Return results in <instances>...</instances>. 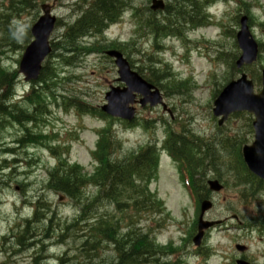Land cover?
Listing matches in <instances>:
<instances>
[{
  "label": "rangeland",
  "instance_id": "obj_1",
  "mask_svg": "<svg viewBox=\"0 0 264 264\" xmlns=\"http://www.w3.org/2000/svg\"><path fill=\"white\" fill-rule=\"evenodd\" d=\"M42 1L43 0H33L34 6L38 7ZM150 1L151 0H125L126 3L123 5V8L120 9V12L122 13L124 11V6L129 7L130 10L123 16V21L110 28L106 33V37L102 38V35H100V37L92 39L90 43L89 40H87L86 43H89V45L94 44V46L100 48L101 46L109 45V43L113 40L120 42L132 40L131 45L127 47L122 46L121 48H124L125 51H130L134 60L138 63L141 62V66L145 69L149 67L158 73V70L163 71L167 68L166 75L170 74L173 75V77L177 75L176 78H180L181 80L191 78L195 86L193 84H188L185 88L178 89L180 95H176L167 101L171 105H174L172 109L174 122L177 120L178 126L182 125L190 127L195 133H201L210 137V140L213 143L216 140L215 138H223V140H225L224 137H229L228 145L225 143L216 145L218 152L221 154V160H223L226 157H229V146L234 154L235 149L238 148L236 146L240 145L241 147L244 144H250L253 140L250 128H248V116L238 118L237 120L232 118L228 119L225 125L221 127L224 128V131L227 133L216 130V121H213L211 116L214 94L218 88H221L220 86L225 84V80L228 79L229 73H225V67L221 63H218L216 67L212 65L204 57V53H208L211 57H216L215 51L219 47L220 50H224V53L231 55L233 51V40L222 37L220 35V28L211 26L189 32L187 34V38H190L191 40H198L196 46L192 43L184 44L177 39H168L161 42L163 43V46H165V50L158 51L159 55H156L151 50L152 44H150V40L144 45H141L142 42L140 40L144 39L141 37L143 36V33L145 35L142 25L138 24L137 21L136 28L133 30L134 26L130 23V15L132 14V16H134L137 20L147 17V8L150 7ZM243 1L252 3L251 0ZM66 3H68V5L66 6V10H64L61 5ZM171 3H173V6L177 8L174 0H171ZM18 4L20 3L16 0H0V18L8 19L7 15L10 11L21 14L25 13L22 16V20L18 24V28L21 31H24L26 28L25 24L32 21L35 17L27 19L29 10ZM44 4H52L50 6H52V9L54 10L53 14L61 20L62 24H65V21L66 23L70 22V24H72L74 19H76V14L74 13L75 7H73L69 12L68 6L72 5L71 0H44ZM257 4L260 7H263V9L257 10L254 13L256 18H253L252 25H258L254 29L257 41L260 40L261 42H264V27H260V25H264V0H257ZM230 5L232 6H229L228 10H226L227 6L225 5H217L214 8V12L217 17L225 11H228L227 15H224L225 23H227L230 19V11H232L234 7L233 1H231ZM219 18L220 17H218V19ZM65 29L66 28L63 26L55 29L51 36L52 42L63 46V37L66 31ZM200 39H204L208 42L203 43ZM84 43L82 45H84ZM128 43H126V45ZM124 50L122 51L124 52ZM22 52L23 50H20L19 48L8 47L5 39H3L0 35V56L2 57V63L4 64H2V66L5 67L6 70L10 72L14 70L17 71L18 65L16 64V61H19ZM58 56L67 60L72 59V62H75L76 68L65 69L57 88L54 89L55 94L75 97L92 106L102 104V96L107 90V87L115 82L116 74L114 66L109 64V61L106 59L103 61L101 59V54L98 56L82 58L81 62L76 60L74 55H65L62 49L59 51ZM262 56L263 61L261 65L264 68V54H262ZM158 60L161 61V67H157V65H155V63L159 62ZM47 61L48 62L46 64L52 63V59H48ZM58 62H61L60 58L57 59V64H59ZM96 64H99V67L102 69L100 72L94 70V66ZM62 66V64H59V68ZM228 67H230L229 62ZM254 68L256 69L253 71L255 76L257 74L259 75V66L256 65ZM152 70L149 72H153ZM174 72L176 74H174ZM211 73L213 75L215 74V79H212L210 75ZM143 75H148V72H143ZM71 77L78 79L72 81L70 79ZM216 84L217 86L219 85V87H216ZM15 86L16 94L18 96L24 93L28 87L25 86L22 78L18 79ZM257 89H259V87H257ZM57 102L60 103L61 101L58 99ZM50 108L51 115L49 120L53 128H50L49 126L44 128V130L46 132L50 130L57 131L60 135V139H64L66 142L72 141L75 135H77L79 140L71 142L69 160L71 163H76L82 166L85 171L92 170V164L89 161L90 156L88 154V151H90L95 145L96 137L92 130L101 125V123H98L97 120L92 119L90 116H84L82 119H78L74 114H72V111L64 114L54 106H51ZM156 115L162 116L164 119H168L160 111V109L154 111L151 117H155ZM141 116L145 117L149 115L141 113ZM115 128L116 131L119 132V138L123 141L124 150L135 147L142 140L138 131L131 133L130 135H124L120 125H116ZM212 134H217V137H214L216 135ZM14 139L15 136L12 129L7 126L0 127V145H2V147H0V152L4 151L2 148L5 147V144H11ZM27 152L28 153L24 154L19 153L18 156L10 159H16L20 162L16 165L18 173L11 178L12 182L9 183V186L5 187V189H3L0 193V244L5 251L8 247L11 250L16 251L15 242L13 239H10V228L15 223V215L17 213L16 209L23 200V194L19 190H15L17 185L14 182H21V180L25 178L24 176L17 175L24 173L30 177L29 180L25 182L26 184H29L30 187L24 182H21V190L27 192L28 195H31V197L34 198L37 195V191L39 189L41 191V185L45 183L47 177L46 171H50L54 165V160L45 150L32 148ZM31 158L35 161L34 163H36L32 168H30V164L26 165L28 160ZM219 166L222 173L228 169V165L224 164V160ZM162 167L164 169L160 173L157 189L160 197L165 201V206L167 211L170 213L171 219L167 222V228L165 231L159 235L160 241L165 242L173 240L176 245L179 246L180 239H184L183 236L185 232L187 230L189 232L190 229H192L190 224L195 218V209L192 208L193 206L190 198L185 196L181 185H179L175 170L166 167L163 162ZM233 170L234 171L232 173H229V171L224 173V177L226 174L229 175V189L224 191L222 195L210 194L211 201L213 202V209L207 212L205 216L206 220L222 221V223H220L221 226L228 223L235 226L236 222L232 220L233 216H239L242 219L243 217H248L256 212L259 215L264 216V192L258 193L257 189H254V184L245 181V175L241 174L242 170L238 168V173L235 169L234 163ZM241 180L248 184L245 196L243 194L244 189H241L243 186L236 184ZM89 192L93 193V191ZM238 194L242 196H240V199H243L242 201H239ZM44 196L51 204V210L53 212H57L59 218L63 220L52 230L45 229L44 235L46 238L49 236L52 237L53 233H55L58 229H65L66 236L70 237L82 228V226L74 220L77 210L75 206L69 202V200H62L60 202L57 195L50 192H45ZM27 213L28 210L23 211V214ZM114 215L119 216V214L116 213L115 208L111 205L109 206L107 203H104L102 207L96 211L95 217L112 218ZM121 228L122 226H119V229ZM40 229L41 231H44V227L42 225L40 226ZM116 230L118 231L117 228ZM32 232L38 236L37 230H33ZM32 232H30V234ZM237 235L238 237L232 236L231 231L224 230V228L220 227L210 230L208 233V239L206 240V245L211 246L217 253L209 260L208 264H220L222 254H228L230 258L235 253L234 244L238 241L236 238H239L241 242H244L247 246H249L248 253L253 254L257 252L260 254V252L264 250V240H259L256 233H251L250 235H246L244 237L242 234L239 235L237 232ZM1 236L4 237L1 238ZM32 242H34V239L28 240L26 244H30ZM74 244L70 240L66 241L65 244H58L50 251V255H61V264H71L70 256L75 254L74 249L76 251L79 249L77 239L74 241ZM27 248L23 247L20 249ZM94 251L89 252L88 255L84 252L80 255L91 258ZM105 255L106 253L104 256ZM29 257L30 252L24 253L16 258H8L7 254L0 253V264H28L30 261ZM184 257L186 259V264H204L201 259L193 257L192 254L185 255ZM15 259H17L16 261L18 263L14 262ZM113 260H115L114 254L103 258L101 261H104L105 264H109ZM262 260L263 259L258 258V261ZM113 263L116 264L115 261ZM29 264L45 263L43 260L38 259L37 261H31Z\"/></svg>",
  "mask_w": 264,
  "mask_h": 264
},
{
  "label": "trees",
  "instance_id": "obj_2",
  "mask_svg": "<svg viewBox=\"0 0 264 264\" xmlns=\"http://www.w3.org/2000/svg\"><path fill=\"white\" fill-rule=\"evenodd\" d=\"M31 0H19L21 5H24L25 7H31L32 4L30 2ZM95 1V8L93 7L92 3H89V7L91 10H94L97 12L95 14L94 11H90V9L85 12L82 15V22L83 24L80 25V27L84 24L87 25L89 30L82 31L79 30V34H75V37H70L67 39L68 46L73 47L76 45V40L83 35L87 33V31H96L99 30V25L101 24L102 20L108 19L113 20L115 17V14H112V11L115 8V2L120 3L121 0H94ZM170 2V0H168ZM169 6H167L168 8ZM168 13L170 15H174V9L173 6L168 10ZM0 30L2 35L5 37V39L9 40L10 42L14 43H22L27 44L30 40L29 35H21L17 31H15L11 26V23L6 18H0ZM175 20H173L170 16L165 17L163 20H155L151 19L146 22V25L151 27L156 33H163V35H167L168 32L172 30L170 26L173 24ZM201 22V20H192L190 22L191 26H195L197 23ZM138 24H140L138 22ZM88 51V50H87ZM56 68L54 66H45L41 74L39 76V79L36 83L32 84L30 87L29 95L27 98V103L30 105V107L26 110L17 109L15 106H7L4 105L8 104V97L11 93V86L14 83V79L16 78V73H9L5 68H3L0 65V117L7 120V118L12 120L14 123L25 126L27 123L34 122L38 120L46 111V101L47 99H50L51 96H53L54 89L56 87L55 79L57 77ZM156 78L160 79V74L156 73L154 74ZM155 83V80L152 81ZM160 84V83H158ZM30 112V114H28ZM5 123V122H4ZM111 139V136L107 133V140L109 141ZM40 140L39 137L35 138H29L28 143H35L36 141ZM112 143L111 141H109ZM4 153H7V150L3 151ZM152 161V160H151ZM14 163H16L14 161ZM139 158L135 159L134 166H127L123 167L121 166V163L118 164V166H110L106 165L105 168H101L98 170L97 177L102 178V182L98 183L102 190L108 189L110 191H114L118 198H121L124 194L129 195V197L136 201L135 195L131 196L132 193H136V185L135 181L136 179H142L147 176V172H136L138 165H139ZM3 164V165H1ZM14 164L8 163L7 158H2L0 162V170L4 171L5 169H11V167ZM62 165V166H61ZM3 167V168H2ZM65 167V168H64ZM63 169V170H62ZM63 172V173H59ZM82 174L80 173V170H78L75 167H66L64 164L59 163V165L56 167V171L54 174L51 175V178L53 179V182L51 185H53L54 189H57L61 193L65 194L66 196H69L73 198L78 191V187L80 186L79 182H81ZM249 177L252 178V176L249 175ZM253 179V178H252ZM79 180V181H78ZM97 178H92V181H97ZM1 181V180H0ZM120 187V188H119ZM257 189V192L260 191L261 188H254ZM125 192V193H124ZM125 198V196H124ZM120 208V206H116ZM122 209H126L122 207ZM132 209H135L137 211V207H133ZM145 212V209L143 210ZM141 211L137 212L136 214H139ZM128 221H131V217H128ZM94 231V243L96 247H88L85 248L84 253L86 255L89 254V252L94 251L95 248L98 250L101 247V240L103 238L109 239L113 245L114 250L117 254V258L120 260L119 264H141V263H148L152 261V255L157 252V250L154 248V246L147 241L144 238V235L141 233H134L133 231H127L125 234L121 236V238L117 235V232L115 231V228L113 225L107 221H102L101 223L95 225V227L92 228ZM32 232V231H31ZM33 233V232H32ZM29 235V238L27 240L21 241L19 244V247H28V244L26 242L30 239H36L37 235L35 233ZM34 237V238H33ZM116 239V241H115ZM20 240V239H19ZM140 241V242H139ZM31 245V244H30ZM143 245V247H142ZM87 246V243H85L82 247ZM91 259H88L87 264H92L90 261ZM84 263V262H83ZM77 264H81L78 262ZM99 264H104L103 262H99Z\"/></svg>",
  "mask_w": 264,
  "mask_h": 264
},
{
  "label": "water",
  "instance_id": "obj_3",
  "mask_svg": "<svg viewBox=\"0 0 264 264\" xmlns=\"http://www.w3.org/2000/svg\"><path fill=\"white\" fill-rule=\"evenodd\" d=\"M153 3V10L162 8L161 1L154 0ZM53 23L54 19L50 18L46 12L45 16L32 29L34 41L26 48L19 66V72L24 75L25 81L35 80L38 77L40 64L50 52L47 40L53 28ZM249 37L247 28L242 25L241 31L237 35L238 44L242 50V56L237 62L238 66L243 63L250 64L255 59V46ZM109 56L116 58L115 63L119 69L120 81L126 84L127 89L123 91L115 89L107 94L108 106L104 108V111L114 116L130 119L132 110L128 106L133 103V93L136 92L147 96L151 87L129 71L126 62L118 53H109ZM155 99V97L149 98V101L155 103ZM230 100H234V105L227 112L244 110L254 114L256 117V121L253 124L256 141L251 148H244L243 153L250 170L257 176L264 178V80L262 92L255 96L253 95L251 83L243 76L239 81L230 83L224 89L215 102V106L224 108ZM146 101L147 99L142 104ZM210 186L211 189L218 190L216 183H211ZM205 209L206 206L204 205L203 211ZM204 227L206 226L204 225L202 228ZM199 238L200 236L195 241H198Z\"/></svg>",
  "mask_w": 264,
  "mask_h": 264
},
{
  "label": "bare ground",
  "instance_id": "obj_4",
  "mask_svg": "<svg viewBox=\"0 0 264 264\" xmlns=\"http://www.w3.org/2000/svg\"><path fill=\"white\" fill-rule=\"evenodd\" d=\"M13 86H14V83L12 84L11 88H13ZM4 106H5V107H7V104H6V105H4ZM10 239L12 240V239H13V237L11 236V238H10ZM11 240H10V241H11ZM13 241H14V239H13ZM32 243H34V242H32ZM32 243H30V244L32 245ZM30 244H28V247H29V246H31ZM19 248H22V247H19Z\"/></svg>",
  "mask_w": 264,
  "mask_h": 264
}]
</instances>
